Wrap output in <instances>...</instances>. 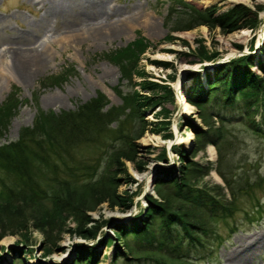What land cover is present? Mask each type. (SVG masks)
I'll use <instances>...</instances> for the list:
<instances>
[{
	"label": "rangeland",
	"instance_id": "1",
	"mask_svg": "<svg viewBox=\"0 0 264 264\" xmlns=\"http://www.w3.org/2000/svg\"><path fill=\"white\" fill-rule=\"evenodd\" d=\"M104 1L110 12L98 21L121 30L114 36L95 39L89 37L90 17H93L84 14L90 10L88 7L56 11L51 8L52 0H0V107H14L7 125H0V144L16 140L23 127L34 123L39 111L56 115L76 109L98 93L106 95L108 106H116L120 113L127 114L130 103L125 100L137 90L141 94L136 99L146 102L139 103L144 109L146 130L136 139L135 160L122 158L120 164L112 167L122 182L118 193L125 203L130 198L132 201L129 207L110 206L108 201H103L87 211L90 221L86 225L98 227L96 238L87 239L77 234L73 230L77 221L69 218L66 231H54L53 237L58 241L52 250L46 245L49 237L32 223L22 234L0 236V263L7 264L17 256L18 249L16 252L10 250L11 246H26L31 250L23 255L24 264H71L78 245L84 243L96 246V264H157L146 256L134 260L118 256V251L125 253L127 249L115 234L118 226L129 224L142 214L147 206V195L158 197L156 178L167 168L178 172L180 165L186 163L173 150V146H178L186 158L210 165L209 173L198 180L199 186L227 193L220 167L244 173L253 182V186H248L249 190L238 192V211L230 218L217 220L219 236L215 237L213 249L206 248L199 253L201 262L241 264L239 261L244 258L243 264H264V241L253 254L244 256L261 236L264 237V209L262 213L255 210L257 200L264 208V180L259 183V176L264 177V133L255 132L248 119L239 114L240 109L229 108L226 113L229 120L223 126L225 140L220 141L219 149L211 137L201 139L198 133L208 130L211 136L221 126L219 120L215 117L214 121L207 119L186 95V89L193 86L198 76L206 85L207 73L219 63L246 54H253L256 60L261 58L264 62V8L258 9L257 6L264 5V0ZM235 4L247 5L253 11L250 15L260 20L255 28L228 32L219 25L201 24L185 29L195 22L196 13L189 6L199 9L213 7L214 14H221ZM139 37L145 47L140 50L136 46L140 54L133 60L132 77L128 78L116 54ZM10 46H21L43 54V64L38 69L33 68L27 80L7 72L10 56L5 52ZM253 68L262 73L257 66ZM187 103L193 106H187ZM258 111L251 117L260 121L261 106ZM124 115L121 114L120 118ZM117 126L118 119L110 124V133ZM169 132L170 136L167 135ZM103 135L101 137L107 138L108 142L84 143L72 151L76 161L83 163V171L79 174L84 173L89 165L100 173L108 168V154L113 149L108 145L115 142L113 145L118 146L121 139ZM57 166L64 168L62 163ZM5 175L0 170V190ZM182 250L185 254H196L188 245Z\"/></svg>",
	"mask_w": 264,
	"mask_h": 264
},
{
	"label": "trees",
	"instance_id": "2",
	"mask_svg": "<svg viewBox=\"0 0 264 264\" xmlns=\"http://www.w3.org/2000/svg\"><path fill=\"white\" fill-rule=\"evenodd\" d=\"M257 6L258 9L264 8V5ZM189 7L196 13L195 22L185 29L207 24L212 27L219 25L223 30L232 32L245 27L255 28L260 21L250 15L253 11L244 4H235L221 14H214L213 7ZM142 43V37H139L132 45L117 51L116 59L128 78L132 77L133 60L138 58L140 50L145 47ZM137 45L140 50L136 48ZM255 57L246 54L219 63L207 73L206 85L198 76L193 86L186 89L189 100L199 106L207 119L214 121L215 117L219 120L221 126L211 136L208 130L198 132L201 139L211 137L210 140L219 149L220 141L225 140L223 126L229 120L226 115L229 108L240 109L239 114L248 119L251 128L255 132L264 133V62ZM254 66L261 69L262 73H258ZM147 86L150 87L149 84ZM139 94L136 90L130 95L132 97L125 100L130 103L127 114L120 113L116 106H108V98L102 93L76 109L56 115L41 110L31 126L20 130L16 140L0 144V170L6 174L0 190L1 237L8 233L22 234L32 223L49 237L46 245L48 250H52L58 241V238L53 237L54 231L63 232L69 218L77 221V226L73 228L77 234L87 239L96 238L98 227L86 225L90 221L88 210L95 209L103 201H108L110 206L121 204L129 207L132 199L128 203L123 201L118 193L122 182L112 167L120 164L122 158L135 160L136 139L143 135L147 125L144 109L139 105L146 102L144 99H136ZM260 106L262 118L259 121L251 116L259 112ZM13 108L0 107V125H7ZM121 114L125 115L120 118ZM117 119L119 126L110 133V124ZM101 135L121 139L118 146L113 145L115 142L108 145L113 147L108 154V168L100 173L93 165H89L84 173L79 174V171H83V163L76 161L72 151L84 143L97 145L101 141L108 142ZM167 135L170 136V132ZM173 150L186 163L180 165L178 172L167 168L158 176L155 182L158 197L147 195V206L142 214L129 224L117 227L115 238H120L127 249L125 253L118 251V256H125L129 260L146 256L157 264H203L199 253L206 248L213 249L215 237L219 236L217 220L232 217L238 211V192L253 186L246 174L231 169L223 170L222 167L219 169L227 193L199 186L198 180L209 173L210 165L186 158L178 146H173ZM57 163H62L64 168H58ZM263 180L264 177L259 176V183ZM255 182L258 184L257 179ZM259 201L255 210L262 213L264 208ZM111 242L115 245L114 239ZM187 245L196 254H185L182 248ZM78 246L72 263L96 264V246L84 243ZM15 247L9 249L15 252L18 249L17 256L7 264H24L23 255L31 247Z\"/></svg>",
	"mask_w": 264,
	"mask_h": 264
},
{
	"label": "bare ground",
	"instance_id": "3",
	"mask_svg": "<svg viewBox=\"0 0 264 264\" xmlns=\"http://www.w3.org/2000/svg\"><path fill=\"white\" fill-rule=\"evenodd\" d=\"M229 1L231 2L244 1L245 2L249 0H229ZM52 4H53V6H51L52 10L55 9L56 11L64 10V8H75L78 10L84 9L85 7L90 8V10L84 13L87 16L93 17V18L90 17L91 19L90 21H92L91 22L92 25L89 28L90 29L89 37L100 39L104 37L114 36L116 33L118 34L121 30L120 27L112 26L110 25V23L98 21V18L104 17L106 16L107 13L110 12L109 10L110 8L106 6V1L104 0H100L97 2L95 0H52ZM99 14L101 15L98 16ZM245 32L246 31H244L243 34ZM5 53L8 54V56H10V61L8 62L7 72L11 71L13 73H16L23 80H27L31 76V74L34 71L33 68L38 69L43 64V60H42L43 54L42 53H39L37 51H31L21 46H17V47L10 46L7 52ZM187 106H193V104L187 103ZM263 241H264V237L261 236L260 240L256 242L255 247L249 248L248 252L246 251L244 256L249 255V253L253 254L256 248L263 245ZM239 262L243 264L244 258H242Z\"/></svg>",
	"mask_w": 264,
	"mask_h": 264
}]
</instances>
